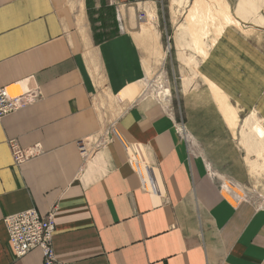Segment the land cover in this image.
I'll list each match as a JSON object with an SVG mask.
<instances>
[{"label":"crops","instance_id":"obj_1","mask_svg":"<svg viewBox=\"0 0 264 264\" xmlns=\"http://www.w3.org/2000/svg\"><path fill=\"white\" fill-rule=\"evenodd\" d=\"M121 4L123 32L114 0H0V88L36 95L0 119V264H43L38 248L14 255L3 222L30 209L53 215L66 264H264V209L235 204L209 173L227 134L213 137L206 118L203 131L193 120L181 131L142 93V47L162 43L137 37ZM230 43L210 48L202 74L264 129V67ZM80 139L102 144L83 159ZM10 141L39 150L15 164Z\"/></svg>","mask_w":264,"mask_h":264},{"label":"rangeland","instance_id":"obj_2","mask_svg":"<svg viewBox=\"0 0 264 264\" xmlns=\"http://www.w3.org/2000/svg\"><path fill=\"white\" fill-rule=\"evenodd\" d=\"M70 1L77 8L79 0ZM132 2L125 9L131 11L132 32L149 43L150 39L162 43L159 49L142 47L146 61L142 93L162 102L167 112L181 120L184 131H188L187 120L195 121L203 131L206 118L213 137L227 134L226 156L221 152L213 157L215 163L208 160L209 173L235 204L264 209V129L260 116L256 110L238 109L232 96L209 83L201 71L210 48L222 38L233 39L229 46L243 50L244 61L258 57L264 67V0H146L148 10ZM113 17L116 30L123 32V15L120 24L124 29H120L114 12ZM223 104L233 111V123L224 119ZM212 143V152L220 148L218 140Z\"/></svg>","mask_w":264,"mask_h":264},{"label":"built area","instance_id":"obj_3","mask_svg":"<svg viewBox=\"0 0 264 264\" xmlns=\"http://www.w3.org/2000/svg\"><path fill=\"white\" fill-rule=\"evenodd\" d=\"M117 1L122 4L129 2V0ZM120 14V9L117 7L115 16L120 29H122L123 26L120 24L122 14ZM35 98L36 95L30 91L12 95L7 88H0V119L25 107ZM180 130L184 131L185 127L181 125ZM101 144L97 139L76 141L77 150L83 159L87 158ZM9 147L15 164L33 157L39 150L37 147L35 149H22L14 141H10ZM3 222L7 230L9 245L17 258L23 257L32 249L38 248L43 256V264H66L58 261L55 257L52 242L55 223L52 214L40 215L34 209H30L7 215Z\"/></svg>","mask_w":264,"mask_h":264},{"label":"bare ground","instance_id":"obj_4","mask_svg":"<svg viewBox=\"0 0 264 264\" xmlns=\"http://www.w3.org/2000/svg\"><path fill=\"white\" fill-rule=\"evenodd\" d=\"M169 92V91H168Z\"/></svg>","mask_w":264,"mask_h":264}]
</instances>
